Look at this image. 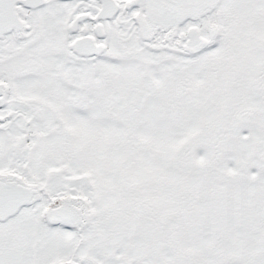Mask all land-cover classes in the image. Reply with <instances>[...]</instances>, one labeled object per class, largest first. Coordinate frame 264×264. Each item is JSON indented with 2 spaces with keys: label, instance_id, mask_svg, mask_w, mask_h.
I'll use <instances>...</instances> for the list:
<instances>
[{
  "label": "snow or ice",
  "instance_id": "snow-or-ice-1",
  "mask_svg": "<svg viewBox=\"0 0 264 264\" xmlns=\"http://www.w3.org/2000/svg\"><path fill=\"white\" fill-rule=\"evenodd\" d=\"M0 264H264V0H0Z\"/></svg>",
  "mask_w": 264,
  "mask_h": 264
}]
</instances>
